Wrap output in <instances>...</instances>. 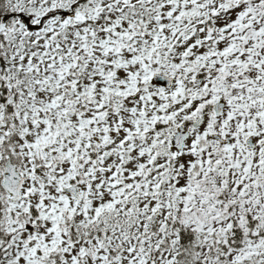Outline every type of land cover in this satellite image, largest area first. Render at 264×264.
Segmentation results:
<instances>
[{
	"label": "rangeland",
	"instance_id": "374dc122",
	"mask_svg": "<svg viewBox=\"0 0 264 264\" xmlns=\"http://www.w3.org/2000/svg\"><path fill=\"white\" fill-rule=\"evenodd\" d=\"M15 1L20 5L30 0ZM76 1L35 0L32 22L46 18L44 32L52 38L50 25L57 31L63 25L57 21V12ZM82 3L75 10V23L82 28H71L66 40L63 36L57 39L68 41L70 49L63 45L50 62L36 60L33 66L27 65L28 56L24 63L13 61L33 71L39 87L38 102L33 97L37 109L32 113L17 106L9 125L4 121L7 108L2 113L0 103V122L8 124L0 129V151L6 150L2 142L11 140L14 131L23 140L10 141L9 147L18 150L14 159L22 171L33 165L31 146L40 160L45 147L54 155L44 158L51 178H45L43 185H29L36 192L31 212L27 202L6 208L2 201L0 250L4 243V252L0 263H33L39 253L57 248L62 264H173L178 255L184 259L188 254L180 245L174 247L175 237L168 241L171 234L160 230L173 213L175 218L180 215L181 224L196 237L186 247H192V259L198 257L203 264H264V56L256 64L259 58L252 54L256 49L264 52V0ZM159 6L162 9H156ZM127 14L131 19H126ZM145 15L150 17L145 19ZM71 70L75 79L70 78ZM156 74L176 77L177 84L172 89L161 88L153 80ZM197 78L205 79L202 85L196 84ZM140 87L141 99L131 102ZM221 98L227 101L224 115L210 118L207 126L214 133L232 136L235 144L230 148L216 144L205 150L195 146L208 130L206 126L198 130L183 155L171 151L174 123L202 113L207 104ZM112 103L115 113H106ZM68 109L76 112V118L65 116ZM106 114L112 119L98 123ZM156 122L170 126L150 130ZM102 129L115 137L107 139ZM140 130H148L146 139L136 136ZM251 133L257 139L256 149L244 141ZM96 141L104 145L99 149L102 155L116 154L113 159L108 163L102 159L97 168L86 164L83 174L79 168L72 172L69 161L75 158V149L80 161L82 156L88 159L90 145ZM157 144L158 150L153 148ZM170 158L175 165L166 177L167 197L158 200L156 190ZM76 174L92 182L95 189L81 202L63 192ZM93 176L101 181L94 182ZM116 183L127 187L123 191L131 190L134 199L124 206L119 203V219H125L128 210L134 220L116 226L114 216L109 234L89 238L85 233L78 244H72L68 237L73 231L71 223L115 203L121 190L114 194L107 188ZM234 225L249 237L240 248L226 250Z\"/></svg>",
	"mask_w": 264,
	"mask_h": 264
},
{
	"label": "flooded vegetation",
	"instance_id": "af4514ba",
	"mask_svg": "<svg viewBox=\"0 0 264 264\" xmlns=\"http://www.w3.org/2000/svg\"><path fill=\"white\" fill-rule=\"evenodd\" d=\"M0 84L2 85V82ZM225 101H226V98H221V100L218 101V102L222 103V106H223L222 107V115L221 116H217L214 113V109H213L214 108V104L209 103V104H207L203 108L202 113H200V112L197 111L195 116H193L191 118H186L184 120H180L178 123L169 122V123H174L175 124V126L173 128L175 130L174 135H176V133L178 131L183 130V129H185V131H186V129L189 131L190 136H189V139L187 141L186 150L188 149L189 144L192 143L193 138H196V136H197L196 133L198 132V130L201 129V128H204V127H206L208 125V120L210 118H214V116L215 117H222L224 115V111H225L226 106H227L226 105V102L227 101L226 102ZM218 102H216V103H218ZM200 117L201 118H204L205 117L204 122H203V124L199 128H196L195 127V122ZM165 123H168V121H166ZM160 126H166V127H168L170 125L169 124L158 125V127H160ZM209 128H210V126H207V129L208 130H205V133L204 134H201V140H200L199 143H197V144L195 143V146L197 145L199 148H201L203 150H205L207 147L211 148L212 145H216V144L219 147L220 146L221 147H224L225 145L222 144V141L225 140V139H227L228 136L226 135V133H224L222 135H219L220 137L217 138V136H216L217 133H214L213 130H211V128L210 129ZM174 135L172 137V140L174 138ZM172 140L169 142L170 143V146H169L170 148L169 149H172L171 148ZM103 146L104 145L101 144V143H97V146H94V150H96L97 153H98V158L94 154L91 155V157H92V160L91 161H92V164L94 165L95 168L98 167V162L97 161H99V159H100L99 156L100 155H101V160L104 159L106 161L109 157H110V159L112 158V154H104V155H102L101 151H99V149L102 148ZM169 149L166 147V151H168ZM83 192H81V193H82L83 198H85L86 197V194L88 193V191H83Z\"/></svg>",
	"mask_w": 264,
	"mask_h": 264
},
{
	"label": "trees",
	"instance_id": "16d2710c",
	"mask_svg": "<svg viewBox=\"0 0 264 264\" xmlns=\"http://www.w3.org/2000/svg\"><path fill=\"white\" fill-rule=\"evenodd\" d=\"M2 12V9H0V13ZM167 223V227H165L163 230L166 234H171L168 235V241H170L171 237H175L177 239L176 244L174 245V247H177L178 245H182L183 247H187L190 243H195L196 237L193 235V233H191L188 230L183 229L181 226L179 227L178 224L176 222L173 221L172 217H168L166 220ZM170 225V226H169ZM101 225H97V226H93V228L91 229V235L93 233H98V230L100 229ZM171 227H173L171 229ZM171 231H167L170 230ZM247 239V236L244 235L241 231L235 230V238L234 240H238L236 244L231 245L230 247L232 248H237L240 247L245 240ZM164 246V243H163ZM162 246V248H163ZM151 255H153V253L151 252ZM185 259V256H184ZM182 259V256L178 255L176 257V259L173 261V264H203L199 258H191L188 257L185 260ZM182 261V262H181ZM38 264H57L55 261H53L51 258H48L46 256H41L40 257V262Z\"/></svg>",
	"mask_w": 264,
	"mask_h": 264
},
{
	"label": "water",
	"instance_id": "95a60500",
	"mask_svg": "<svg viewBox=\"0 0 264 264\" xmlns=\"http://www.w3.org/2000/svg\"><path fill=\"white\" fill-rule=\"evenodd\" d=\"M2 19H3V21H5L6 17L4 16V17H2ZM0 20H1V17H0ZM3 29H4V26L2 25V27H1V25H0V31L3 30ZM156 80L158 82L162 83L161 79L156 78ZM219 108H221V105L219 106ZM219 113H221V112H219ZM183 142H184V137L183 136H178L176 138L175 143H174V148L178 149V150H182L183 149ZM18 192H19V195L17 196V198H15V200L21 199L20 187L18 188Z\"/></svg>",
	"mask_w": 264,
	"mask_h": 264
}]
</instances>
